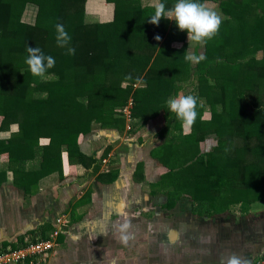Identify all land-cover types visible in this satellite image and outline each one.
Instances as JSON below:
<instances>
[{
	"label": "trees",
	"instance_id": "trees-1",
	"mask_svg": "<svg viewBox=\"0 0 264 264\" xmlns=\"http://www.w3.org/2000/svg\"><path fill=\"white\" fill-rule=\"evenodd\" d=\"M106 1L114 3L113 19L88 23L86 0H0V132L9 131L0 136V154H8L0 185L9 171L13 185L30 196L41 178H63V155L69 164L96 171L100 161L80 149L79 137L123 127L119 110L132 97L130 133L159 114L164 119L162 143L150 155L166 169L158 182L168 181L161 189L168 207L185 199L192 214L209 217L233 205L246 212L264 201V0H213L222 24L199 64L184 59L186 31L137 36L138 0ZM29 4L36 8L33 22L22 18ZM57 23L72 37L75 55L57 46ZM172 39L182 44L168 57ZM27 47L55 58L43 78L30 73ZM185 85L198 97V117L182 133L167 101ZM206 110L210 115L202 118ZM210 136L216 143L203 151L200 143ZM115 176L113 170L98 174ZM28 243L18 238L10 248Z\"/></svg>",
	"mask_w": 264,
	"mask_h": 264
},
{
	"label": "crops",
	"instance_id": "crops-1",
	"mask_svg": "<svg viewBox=\"0 0 264 264\" xmlns=\"http://www.w3.org/2000/svg\"><path fill=\"white\" fill-rule=\"evenodd\" d=\"M153 2H136L143 9L135 24L137 36H182L173 20L161 18L157 25L149 23ZM161 2L167 9L174 6V0ZM203 4L223 17L218 2L207 0ZM113 17L114 3L86 0L85 22H109ZM184 41L187 53L191 45L187 33ZM181 44L172 39L167 56ZM186 88L182 87L176 97L187 94ZM204 114L202 118H208ZM163 123L159 114L133 133L124 123L123 127L95 128L80 136V149L100 161L98 169L69 164L63 155V178L57 173L41 178L30 196L13 185L8 171V180L0 185V251L9 249L18 238L28 243L49 237L56 219L65 214L68 223L44 264H146L148 260L151 264H224L231 254L252 264L264 251V201L253 203L246 212L233 205L200 217L191 213L185 199L168 207L161 189L151 192L150 184H156L166 170L150 155L162 143ZM186 130L182 125L181 132L190 131ZM8 132L2 131L0 136L7 137ZM7 163L8 154H0V168ZM112 170L116 171L112 180L98 177L102 171ZM85 192L89 195L82 199ZM146 211L154 212L153 219L158 216L153 221L151 244H147L149 238L146 242L143 224H137L144 220ZM125 221L130 222L128 231L133 237L127 245L119 239V226Z\"/></svg>",
	"mask_w": 264,
	"mask_h": 264
},
{
	"label": "clouds",
	"instance_id": "clouds-1",
	"mask_svg": "<svg viewBox=\"0 0 264 264\" xmlns=\"http://www.w3.org/2000/svg\"><path fill=\"white\" fill-rule=\"evenodd\" d=\"M151 7L154 11L150 15L149 23L157 25L161 18L173 20L179 30L186 31L188 46L191 42L192 48L206 45L218 34L222 24V19L215 10L197 2V0H176L171 9H167L161 0H154ZM55 32L57 46L66 49V55H75V47L69 46L72 37L65 26L57 23ZM156 39H160V37L157 36ZM26 51L28 55L25 63L33 76L43 78L49 69L55 67V58L45 55L39 47H27ZM184 59L186 62L199 64L207 57L204 53L197 54L194 51H189L184 55ZM167 104L169 111L175 114L184 128L190 129L195 124L198 117V97L191 94L180 95L169 99ZM130 227L129 221H125L119 226L121 233L119 239L124 245H127L128 241L133 238L128 231ZM224 264H248V262L236 254H231L226 258Z\"/></svg>",
	"mask_w": 264,
	"mask_h": 264
},
{
	"label": "built area",
	"instance_id": "built-area-1",
	"mask_svg": "<svg viewBox=\"0 0 264 264\" xmlns=\"http://www.w3.org/2000/svg\"><path fill=\"white\" fill-rule=\"evenodd\" d=\"M132 106L133 100L132 97H129L127 103L119 110L125 119L127 130L131 127ZM67 223V215L63 214L56 219L57 225L49 237L37 239L18 248L0 251V264H44L49 254L57 247L58 235L62 232V227L66 226ZM252 264H264V251Z\"/></svg>",
	"mask_w": 264,
	"mask_h": 264
},
{
	"label": "rangeland",
	"instance_id": "rangeland-1",
	"mask_svg": "<svg viewBox=\"0 0 264 264\" xmlns=\"http://www.w3.org/2000/svg\"><path fill=\"white\" fill-rule=\"evenodd\" d=\"M35 10H36L35 6L29 4L26 7L25 11H24V14H23V17H22L23 20H25L27 22H33L34 18H35ZM216 12H218V10ZM218 14L220 15V12H218ZM220 16H222V15H220ZM204 50H205V45L204 46H197L196 48H192L190 46L188 51H194L197 54H200V53H204ZM258 56H261V52L258 53ZM192 91L193 90L191 89V85H189L188 88H186V90L184 92L187 93L186 95H189V94L193 95ZM209 115H210L209 111L206 110L205 114H204V117H209ZM12 128L14 129L15 125H13ZM186 131H188V129ZM215 143H216V138H214L213 136H210V137L206 138L204 141H202L200 143V147H201V149L203 151H206V150L210 149L212 147V145L215 144ZM167 182L168 181H166V180H162V183L158 182L156 184H153V187L152 186H150V187L153 188V189H156V188L157 189H162L163 188L162 185L166 184ZM162 200H163V198H162ZM257 203H260V202H257ZM148 205H149V203H146V206H148ZM186 206H187V203H184L183 207H186ZM155 207H158V206H155ZM231 207H233V206H231ZM145 213L146 214L143 217L144 220L139 219L137 224H139V225L143 224V226H144L143 231L145 232L146 242H147V239L149 238L148 239L149 242L147 244H151L152 237H153V230H154L153 229V227H154L153 221H154V219L157 220L158 216L154 217V219H153V213H154L153 211H146ZM134 224H136V223H134ZM146 264H151V260L146 261Z\"/></svg>",
	"mask_w": 264,
	"mask_h": 264
}]
</instances>
